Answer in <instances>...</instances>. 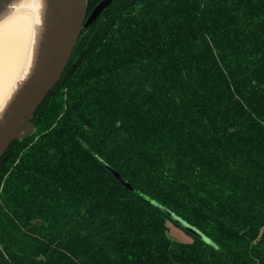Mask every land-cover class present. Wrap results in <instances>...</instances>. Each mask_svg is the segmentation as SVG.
Listing matches in <instances>:
<instances>
[{
    "label": "trees",
    "instance_id": "obj_1",
    "mask_svg": "<svg viewBox=\"0 0 264 264\" xmlns=\"http://www.w3.org/2000/svg\"><path fill=\"white\" fill-rule=\"evenodd\" d=\"M101 1L0 161V264H264V0Z\"/></svg>",
    "mask_w": 264,
    "mask_h": 264
},
{
    "label": "bare ground",
    "instance_id": "obj_2",
    "mask_svg": "<svg viewBox=\"0 0 264 264\" xmlns=\"http://www.w3.org/2000/svg\"><path fill=\"white\" fill-rule=\"evenodd\" d=\"M85 2L86 0H0V65H5L2 57L7 59L8 50L14 44L8 34L13 33L15 22L22 23V33L30 32L27 34L29 36L25 47L29 49L31 57H37L43 64L35 82V90L24 101L20 102L10 96L1 79L0 131L17 112L26 107L44 84L49 72L57 66L76 40L79 25L85 15Z\"/></svg>",
    "mask_w": 264,
    "mask_h": 264
},
{
    "label": "water",
    "instance_id": "obj_3",
    "mask_svg": "<svg viewBox=\"0 0 264 264\" xmlns=\"http://www.w3.org/2000/svg\"><path fill=\"white\" fill-rule=\"evenodd\" d=\"M115 0H103L101 1L92 11L90 16L87 19V23H92L94 20H96L101 13ZM87 14V0L85 2V15L82 19L78 35L72 46L68 49L66 54L62 57L60 62L57 64V66L49 72V74L46 77V80L44 84L40 87V89L36 92V94L29 100L28 104L24 109L17 112L11 121H9L6 126L3 128V130L0 131V161L5 153V151L8 149L10 144L15 140L16 138H23L27 134L31 133L35 129V124L33 122V117L35 116L38 108L46 98V96L49 94V92L56 86V84L61 79L68 62L70 60L72 50L77 43V40L79 38L83 22L86 18ZM116 176L127 186H130L129 183L122 178V176L115 172ZM167 214L172 218L174 222H176L180 227L187 230L192 235L196 236L197 238L204 240L205 242L211 243V239L200 229L197 227L191 225L189 222L181 218L180 216L176 215L174 212L170 210H165Z\"/></svg>",
    "mask_w": 264,
    "mask_h": 264
},
{
    "label": "rangeland",
    "instance_id": "obj_4",
    "mask_svg": "<svg viewBox=\"0 0 264 264\" xmlns=\"http://www.w3.org/2000/svg\"><path fill=\"white\" fill-rule=\"evenodd\" d=\"M21 24L15 22L14 27H12L13 33L8 34V38L11 41L13 40L14 44L8 50L7 59L2 57L5 65H0V81L3 79L6 88L9 90L8 94L20 102L32 95L35 90V82L42 71L40 67L43 65L37 57H31L29 49H26L25 44L28 42L29 36L27 34H30V32L23 31L22 33L23 26L21 28ZM168 225L169 234L175 240L181 242H192L194 240V236L179 225L171 221L168 222Z\"/></svg>",
    "mask_w": 264,
    "mask_h": 264
}]
</instances>
